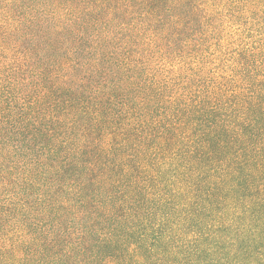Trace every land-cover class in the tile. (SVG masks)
<instances>
[{
  "label": "trees",
  "instance_id": "16d2710c",
  "mask_svg": "<svg viewBox=\"0 0 264 264\" xmlns=\"http://www.w3.org/2000/svg\"><path fill=\"white\" fill-rule=\"evenodd\" d=\"M0 264H264V0H0Z\"/></svg>",
  "mask_w": 264,
  "mask_h": 264
}]
</instances>
